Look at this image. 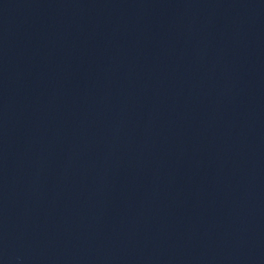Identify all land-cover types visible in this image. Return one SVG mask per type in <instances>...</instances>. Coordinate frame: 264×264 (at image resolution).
<instances>
[{
	"label": "water",
	"instance_id": "obj_1",
	"mask_svg": "<svg viewBox=\"0 0 264 264\" xmlns=\"http://www.w3.org/2000/svg\"><path fill=\"white\" fill-rule=\"evenodd\" d=\"M0 264H264V0H0Z\"/></svg>",
	"mask_w": 264,
	"mask_h": 264
}]
</instances>
